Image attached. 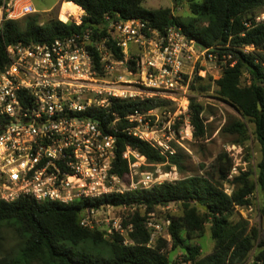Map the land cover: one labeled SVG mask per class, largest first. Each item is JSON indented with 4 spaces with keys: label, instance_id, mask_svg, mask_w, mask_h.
Returning a JSON list of instances; mask_svg holds the SVG:
<instances>
[{
    "label": "built area",
    "instance_id": "obj_1",
    "mask_svg": "<svg viewBox=\"0 0 264 264\" xmlns=\"http://www.w3.org/2000/svg\"><path fill=\"white\" fill-rule=\"evenodd\" d=\"M37 11L32 0H4L0 25ZM66 14L68 19L60 14L59 19L79 24L85 11L78 6L75 17ZM105 19L106 35L99 39L87 31L7 47L9 62L0 70V200L29 197L73 205L178 180L176 165L169 173L162 172L161 164L148 163L131 145L119 151L118 134L146 141L167 158L177 152L176 145L186 149L195 133L190 107L195 75L205 77L207 63L224 70L236 61L231 54L220 56L214 47L202 49L176 24L159 29L141 19L110 15ZM263 21L264 12L256 17V22ZM157 97L172 106L110 117L116 100ZM206 110L205 104L201 117ZM118 157L128 165L126 176L116 172ZM142 165L154 168L140 173ZM241 170L246 169L233 162L228 180ZM233 189L225 182L227 194ZM136 209L111 204L88 207L80 214V224L134 244L130 236L134 224H125V213ZM252 209L239 208L245 218L243 211ZM170 224V218L159 223L154 211L149 213L144 225L151 232L150 245L160 236L171 242ZM237 264L261 262L250 257Z\"/></svg>",
    "mask_w": 264,
    "mask_h": 264
},
{
    "label": "trees",
    "instance_id": "obj_2",
    "mask_svg": "<svg viewBox=\"0 0 264 264\" xmlns=\"http://www.w3.org/2000/svg\"><path fill=\"white\" fill-rule=\"evenodd\" d=\"M3 1L0 0V7ZM65 1L76 8H83L85 14L81 23H64L53 15L43 18L40 14L3 21L0 25V70L9 62V45L53 41L87 31L99 39L106 35L107 15L149 21L159 29L176 24L190 39L216 48L220 56L231 54L236 61L233 67L226 66L221 77L213 81L215 92L243 119L254 124L261 159L257 171L249 167L241 170L233 180H228L232 159L221 151L215 157L211 171L165 181L148 189L105 195L73 205L38 202L29 197L13 202L0 200V225L16 220L23 238L19 254L1 258L0 264H237L250 257L264 264L261 228L251 224L239 210L253 206L257 196L261 195L263 205L260 212L264 218V21L256 22V17L264 12V0H174L177 4L184 1L188 4L193 17L187 22L175 16L170 8H145V0ZM247 46L254 49L246 51ZM117 56L120 58L122 54L117 53ZM245 73L250 75L249 84L242 83ZM211 81L196 74L190 85L191 92L195 93L190 101L194 140L208 138L206 120L201 117L205 105L198 101L196 95L209 92ZM163 106H172V103L158 97L145 101L116 100L110 109V117H123L136 110ZM98 114L102 116L101 112ZM221 132L238 135L241 137L238 141L245 143L248 128L245 121L231 117ZM118 138L119 151L131 145L150 164L169 162L168 168L176 165L181 171L185 169L184 158L187 155L183 147L176 145L177 152L167 158L137 137L120 133ZM116 172L122 176L128 172L127 163L120 157L116 162ZM227 181L234 186L230 195L224 190ZM108 204L137 206L125 216V224H134V231L130 234L134 244H124L118 234L107 237L100 230L81 226L80 214L84 209ZM170 204H180L181 212L169 217L171 250L167 253L161 251L167 245L162 238L155 245H150L151 232L145 227L144 220L145 214ZM207 224L214 248L205 254L195 241L206 234ZM179 252L180 255L175 257Z\"/></svg>",
    "mask_w": 264,
    "mask_h": 264
},
{
    "label": "rangeland",
    "instance_id": "obj_3",
    "mask_svg": "<svg viewBox=\"0 0 264 264\" xmlns=\"http://www.w3.org/2000/svg\"><path fill=\"white\" fill-rule=\"evenodd\" d=\"M32 2L38 10L34 14H40L43 18L53 15L59 19L60 14L61 19L66 20L69 18L66 14L67 12L70 13L71 17H75L77 11L75 6L67 3L65 0H32ZM144 7L150 10L170 8L173 10L175 16L180 17L185 22L193 17V14L185 1L177 4L174 0H145ZM203 67L206 69V78L212 79V87L209 92L198 94L196 97L198 101H201L207 106L204 118L208 127V138L205 140L189 141L185 144L187 155L186 158H184L185 169L181 171L177 167L178 180L185 176L211 171L213 169L214 159L221 151H225L230 158L232 157V161L234 163L236 162L241 168L248 169L251 167L254 171H257V166L261 159V148L259 142L254 136V124L243 119L234 107L217 96L215 92V82L213 81L221 77L223 70L213 63H207ZM242 83H250V75L248 73L244 74ZM194 94V92H191V97ZM231 117H236L246 122L248 133L245 143L238 141L241 138L238 135H228L221 132V128ZM202 166H204V168ZM153 168L154 167L149 165H142L139 172L141 173L146 170L152 171ZM160 168L162 172L167 173L172 170L171 167H167V164H161ZM262 205L263 199L262 196L259 195L257 196V201L253 205L252 211H243V213L246 218L250 220L251 224L258 225L261 228L264 236V218L260 212ZM142 211L144 212L143 209ZM180 212V204H170L164 207H158L154 211L155 219L159 223H163L171 215H178ZM128 213L131 212L126 211L125 215ZM148 215L149 213L145 214V218ZM209 227L210 226L207 224L206 234L195 241L200 244L202 252L205 254L211 252L214 248V241L211 238ZM160 238L162 237L160 236ZM164 240L167 242V245L164 248L167 253H170L171 242H168L166 239ZM22 242L23 238L18 230L16 220L13 219L9 222H3L0 225V259L4 257H16L20 252ZM179 255L180 252L176 253L174 256L178 257Z\"/></svg>",
    "mask_w": 264,
    "mask_h": 264
},
{
    "label": "water",
    "instance_id": "obj_4",
    "mask_svg": "<svg viewBox=\"0 0 264 264\" xmlns=\"http://www.w3.org/2000/svg\"><path fill=\"white\" fill-rule=\"evenodd\" d=\"M199 46H200L202 49H204V48H205V45H204L203 43H201V42H199ZM259 108H260V109H262V106H261V104L259 105Z\"/></svg>",
    "mask_w": 264,
    "mask_h": 264
},
{
    "label": "bare ground",
    "instance_id": "obj_5",
    "mask_svg": "<svg viewBox=\"0 0 264 264\" xmlns=\"http://www.w3.org/2000/svg\"><path fill=\"white\" fill-rule=\"evenodd\" d=\"M77 14V11H76V13H75V15Z\"/></svg>",
    "mask_w": 264,
    "mask_h": 264
}]
</instances>
